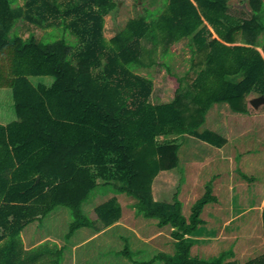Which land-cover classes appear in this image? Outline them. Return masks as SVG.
I'll list each match as a JSON object with an SVG mask.
<instances>
[{"label": "trees", "instance_id": "trees-1", "mask_svg": "<svg viewBox=\"0 0 264 264\" xmlns=\"http://www.w3.org/2000/svg\"><path fill=\"white\" fill-rule=\"evenodd\" d=\"M17 1L0 0V88L12 89L17 115L0 122V264H61L65 245L56 244V256L44 244L25 252V226L66 206L73 217L68 238L82 227L100 231L122 217L118 193L137 198L138 215L172 228L173 252L158 251L145 264H264V252L244 263L229 251L214 258L192 254L189 236L203 223L205 205L217 200L211 184L189 216L178 191L172 201L153 194L159 171L180 163L179 137L219 147L227 142L203 130L214 104L246 112L251 92L264 95V55L257 48L264 43V0H248V18L230 14L229 0H163L153 10L144 7L147 15L128 18L110 39L105 16L117 0ZM19 20L27 36L17 31ZM67 31L76 38L69 40ZM238 32L249 44H233ZM50 33L58 37L47 39ZM184 37L204 55L197 62L202 65L191 82L178 78L172 100L152 102L153 78L132 68L144 64L143 40L157 48ZM34 76L53 81L35 82ZM96 189L115 194L95 207L93 218L83 206Z\"/></svg>", "mask_w": 264, "mask_h": 264}, {"label": "rangeland", "instance_id": "rangeland-1", "mask_svg": "<svg viewBox=\"0 0 264 264\" xmlns=\"http://www.w3.org/2000/svg\"><path fill=\"white\" fill-rule=\"evenodd\" d=\"M20 1L21 0H19V2ZM154 4H159V1ZM233 4L234 1L231 2L232 9L230 10L234 15L240 18L249 17L251 8L248 0L245 6H242V4L239 3L241 4L240 6L234 7L235 5ZM122 5L123 1L120 0L118 9L112 14V17H110L112 21H109L107 25L108 35H110V33L113 34V30L118 26H123L128 18L138 16L140 12L142 15H147V12L149 10L146 9L145 13L142 12L143 9L140 8L135 1L133 2V0L131 1V6L129 7L125 8ZM159 10H161V7ZM149 17L152 18V16ZM22 22L23 21L21 20L20 24L17 23V31L24 36H27V31L24 30V28L21 26ZM66 36L69 40L76 38L70 31L66 32ZM57 37L56 34L50 33V36H48L47 39L53 40ZM158 43L159 46L157 48H151L150 45H155L154 41L148 38L143 40L144 54L142 55V58L144 64L140 67L134 65L132 66V68L138 73L153 77L155 84L153 93L151 95V101L155 103L170 101L174 98L176 88L179 85V77L185 76L184 79H186V81H183L184 83L191 82L196 76V71L202 65H199L197 62H199L200 57L204 56L201 53L193 52L192 46H190V43L188 44V42H184V45L187 48L184 47V53H181L179 55H175L173 53L174 50L172 47H169V53H163L165 47L161 42ZM192 63L194 64V66ZM188 71L190 73H188V75L186 76V73ZM32 80L35 82L44 81L49 84L53 81V78L48 76H34L32 77ZM251 93H253L250 96L251 98L259 95L257 92ZM221 107H224V103H219L216 106H213V108L208 111L206 121L203 125V130L207 128H214V122L218 118L217 111ZM16 117V107L12 89L8 87L0 88V122L8 123ZM219 119L221 120V117ZM257 126H264V124L255 125V127ZM164 137L165 136H159V139L162 140L164 139ZM192 139L193 138H190L187 144V138H185V141L180 148V158L182 157L181 162L185 160L187 162L186 169L192 173L191 183L186 182L185 187L195 188L197 192V195L192 194L184 199L186 201L184 210L187 213H190L189 211H191L192 204L197 198L203 195L204 190L206 191L207 189V186L206 189H204V187L200 184L201 178L199 177L198 172L202 165L201 162L204 159L201 144H208H206L205 142H201L202 140L196 137H194V140ZM247 139L252 147L255 146V149L258 151V153L264 152V127H258V130H253V132H251L249 135L247 134ZM236 144V140H233L231 142L232 146H236ZM241 166L242 163L240 154L239 152H236L235 167L238 169L236 173L242 174L243 171L240 169ZM254 175L258 180L264 179V172L261 173V168H257V173ZM156 190H159L161 192L159 194V197H163L164 195H166L168 198H170L167 200L172 201L174 195L177 194L175 193V180L170 183L167 191H161L160 188H156ZM114 194L115 193L111 191V193L105 195L103 193L97 192L96 189L92 192V196L89 202L84 204V211L91 217L97 218L95 207ZM117 197L122 204L123 213H125V215H123V217H121V219L119 220L117 224L119 226L111 228L109 230L107 229L103 232V234H98V236L96 235L95 238L91 236L92 234H94L93 232L95 230L90 227L78 228L70 238L67 237V233L69 232L73 217L70 213L69 208L66 206H59L55 208L51 214L43 219L42 225L39 228L36 226V223L32 224L29 228L35 227L37 238H41L43 236L45 237L48 235H51V237L54 238L52 239L53 242L49 241L43 243L44 245H48L51 252L54 253V256H56V243L60 245V243L65 242L66 251L70 255V258L73 257L72 263H70L69 261L70 264H131L134 261L139 263L144 262L143 264H145V262L149 261L158 251L165 250L168 252H172L174 250L175 242L169 226L165 228L166 230L159 229L157 225L154 224L156 223L154 222L156 219L150 221V218H146L145 216L140 214L137 215V212L135 214L134 203L137 202V198L132 197L126 193H118ZM253 198H257V195H252V200ZM233 206L235 210L239 211L240 205L237 201V198H235V200L233 201ZM256 217L257 215L255 211H251L243 217L237 216L236 221L233 222L224 233L225 235L223 236L221 234L211 240L207 251L200 253V255L205 256L203 258H214L219 255V250H236L237 241L230 236V234H232L230 233V230L232 229V225L235 226L240 222L246 225L248 228V231H246L245 234L254 236L259 232H263V221H261V224H259L262 226H259L258 228L253 230V226L257 225L253 224ZM243 220L247 223H245ZM127 225H130L131 227L125 228L127 227ZM213 228H216V225L213 226ZM161 231L165 233L164 236L160 235ZM208 233L213 234L214 236L218 234L215 229L209 231ZM238 233L241 237V235L243 234L242 229L239 230ZM154 235H156L157 238L161 239V237H163L165 239L166 243L163 247H160V244H158L159 241L153 237ZM146 237H152L153 240L151 239L146 242ZM56 239H60L62 240V242H55ZM76 243L81 244L77 248L73 249L72 246ZM158 246L162 249H160ZM262 246L264 248V240L262 242ZM125 249H128L129 252L124 254L119 252ZM262 253L263 249L254 247L252 253L247 258H253L254 256ZM147 264H164V262L157 260Z\"/></svg>", "mask_w": 264, "mask_h": 264}, {"label": "crops", "instance_id": "crops-1", "mask_svg": "<svg viewBox=\"0 0 264 264\" xmlns=\"http://www.w3.org/2000/svg\"><path fill=\"white\" fill-rule=\"evenodd\" d=\"M122 1H123V5H122L123 7L126 8L131 6L132 0H122ZM157 1H159V4L157 5H163V0H157ZM232 1H234L233 4L235 5L234 7L240 6L241 4L242 6H245L247 4V2L243 0H229L228 2L229 12L232 15H234L230 10L232 9L231 6ZM117 2H118V6L105 16L104 34L109 39L112 38L116 34L117 30L120 28V26H118L116 29L113 30V34L112 33H110V35L107 34L108 22L112 21L110 17H112V14L118 9L120 5V0H117ZM150 2L151 0H143L141 4H138V6L142 9L144 7L149 9H154L157 7V5L155 4H149ZM23 3L24 0H21L20 2L17 1V4H23ZM204 22L207 23L209 27L212 29L213 31L212 37H218L217 33L214 31L212 26L207 22V20H204ZM20 23L21 20L18 21V24ZM52 28H53L52 26H49L45 28V30H52ZM242 37L243 35L238 32L236 35V41L233 44H240V45L249 44L247 42H243ZM257 39L262 42L263 35L260 34ZM184 42H188L189 44L190 42L189 38L184 37L181 40L170 44L169 46L166 47L164 46L165 48L163 53H169V47L173 48L174 50L173 53L175 55L184 53V47H185ZM257 48L264 55V43L258 45ZM252 94L253 93L247 96L246 112H235L231 109L228 103L221 102L224 103V107L218 109L217 111L218 118L214 122L215 126L212 130L218 132L227 139V142L223 146L219 147L204 140L201 141V142H205L208 145L201 144L202 154L204 156V159L201 162L202 165L198 172L199 177L201 178L200 184L204 187V189H206V186L208 184H211L213 193L217 196V200L211 201L205 205L201 214V217L203 218V223L200 224L198 230L194 234L189 236L193 241V245L191 248L192 254L205 257L200 255V253L207 251V249L209 248V244L211 243L210 242L211 240H213L214 238L218 237L221 234L224 236L225 235L224 233L227 231L228 227L231 226V224L236 221L237 216L243 217L249 212L255 211L257 217L254 219L255 222L253 224H257V225L253 226V230L258 228L259 226H262L259 224H261V221H263L264 179L258 180L254 174L257 173V168H261V173L264 172V152L258 153V151L255 149V146L252 147V145L249 143L247 139V134L249 135L251 132H253V130H258V127H264V126L255 127V125L264 124V104L255 107L251 103V100L254 98V97L252 98L250 97ZM255 97H257V95ZM217 104L219 103H216L213 106H216ZM213 106L210 108V110L213 108ZM220 117L221 120L219 119ZM194 137L195 136H191V135H189L188 137L185 136L183 138L179 137L178 139L180 141V148L183 145L185 138H187L186 142L188 144L189 139L193 138L192 140H194ZM233 140H236L237 142L236 146L231 145V142ZM236 152L237 153L239 152L240 154L241 163H242L240 169L243 171L242 174L236 173V171H238V169L235 167ZM181 160L182 157L180 158V163L177 167L159 171L153 182V192H154V197L157 200L170 199L166 195H164L163 197H159V194L161 192L159 190H156V188H160L161 191L163 190L165 192L167 191L170 183L175 180V193H177L178 191V197L183 203V213L186 216H189L190 213H187L184 210L186 203L184 199H186L187 196L189 197L192 194L197 195L196 194L197 192L195 188L185 187L186 182L191 183L192 173L186 169L187 162L185 160L181 162ZM252 195H257V198H253L252 200ZM235 198H237V201L240 205L239 211L235 210L233 206V201L235 200ZM136 212L137 211L135 209V214ZM123 215H125V213L122 214V217ZM152 220L153 219H150V221ZM118 222L119 221L100 231H94L93 232L94 234H92L91 236L95 238L96 235L98 236V234H103L105 230L107 229L109 230L111 228H115L119 226L117 225ZM154 222H156L154 224L157 225V220H155ZM244 222L247 223L246 221ZM34 223H36V226L38 228L42 225V222L40 220L33 221L25 226L24 231L21 234L22 245L25 252L27 251L29 252L31 249L39 248L40 245L43 244L44 242H49L52 241V239H54L53 237H51V235L37 238L35 227L29 228ZM215 225L216 228H213V226ZM129 227L131 226L127 225V227L125 228H129ZM166 227L167 226L158 227V228L166 230L165 229ZM169 229L171 230L172 228L169 227ZM213 229H215V231H217L218 233L215 236L213 234L208 233ZM241 229L243 231V234L240 237L238 231ZM246 231H248L247 226L242 224L241 222L235 226L232 225V229L230 230V233L232 234H230V236L237 241L236 250L234 251L219 250L218 254L229 251L230 254H233L232 255L233 257H229V258L236 259L238 262L244 263L245 261L250 259V258L248 259L247 257L252 253L254 247L263 249L264 252V248L262 246V242L264 240V230L263 232H259L254 236L250 234H245ZM164 234L165 233L161 231L160 235L164 236ZM93 237H89V238H93ZM153 237L159 241L158 244H160V247H163L165 245L166 241L163 237H161V239L157 238L156 235H154ZM151 239L153 240L152 237L150 238L146 237L145 241L148 242ZM55 242H62V240L56 239ZM56 244L58 245V243ZM80 244L81 243L73 244L72 246L73 249L77 248ZM64 245L65 242L60 243L59 246H64ZM161 251H165V250H161ZM23 256H25V254H23ZM41 258L45 260L47 256L46 257L41 256ZM36 259H39V257H36ZM72 260L73 257L70 258V255L68 254L65 248V252H64V256L62 257L61 264H65V263L70 264L72 263ZM37 261L42 262L40 260Z\"/></svg>", "mask_w": 264, "mask_h": 264}, {"label": "water", "instance_id": "water-1", "mask_svg": "<svg viewBox=\"0 0 264 264\" xmlns=\"http://www.w3.org/2000/svg\"><path fill=\"white\" fill-rule=\"evenodd\" d=\"M251 103H252L255 107H258L259 105L264 104V95H259V96H257V97H254V98L251 100Z\"/></svg>", "mask_w": 264, "mask_h": 264}]
</instances>
